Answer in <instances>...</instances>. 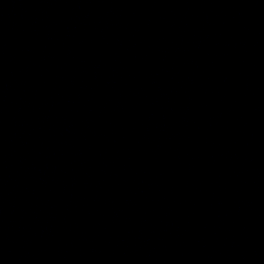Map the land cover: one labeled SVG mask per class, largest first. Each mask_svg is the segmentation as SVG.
<instances>
[{
	"label": "water",
	"instance_id": "95a60500",
	"mask_svg": "<svg viewBox=\"0 0 264 264\" xmlns=\"http://www.w3.org/2000/svg\"><path fill=\"white\" fill-rule=\"evenodd\" d=\"M0 264H264L236 0H0Z\"/></svg>",
	"mask_w": 264,
	"mask_h": 264
}]
</instances>
